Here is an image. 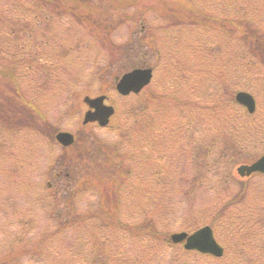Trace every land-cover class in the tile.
Here are the masks:
<instances>
[{"label": "rangeland", "instance_id": "obj_1", "mask_svg": "<svg viewBox=\"0 0 264 264\" xmlns=\"http://www.w3.org/2000/svg\"><path fill=\"white\" fill-rule=\"evenodd\" d=\"M92 1L100 4L98 0ZM57 3L60 7L72 8L79 15L78 21L73 18L78 23H72L70 14H64L57 33L48 38L52 46L45 51L61 52L76 62L65 66L52 57L54 70L46 82L49 87L46 96H42L45 89L29 85L24 79L19 82L23 81L22 87L30 99L40 102L49 127L55 132L69 131L79 137L78 141H84L81 143L83 163L60 160L65 153L74 160L80 153L77 148L64 151L53 144L50 132L39 136L24 132L13 136L9 143L5 137L10 133L0 135V264H176L170 248L157 245L158 239L156 244L154 238L145 237L138 228L153 226L157 232H178L182 226L203 222L213 209L224 211L225 198L236 196L238 186L233 182L227 195L221 192L224 176L231 166L215 161L217 150L213 146L201 148L208 131L194 132L189 127L198 108L215 102L224 104L221 95L226 98L232 92L234 98L238 90L250 91L255 95L257 109L264 108L262 83L246 80L238 74L234 81H227L229 70L248 59L256 60L257 72L264 71V57H259L253 39L246 35V31L264 33V0H233L231 11L237 13L230 14L239 26L230 25L235 35L229 43L222 38L224 25L218 21L213 20L211 26H194L196 18L205 20L204 12L215 16L223 14L222 4L219 6L214 0H113L111 5L117 9H106L109 13L105 15L100 5L84 8L86 4L74 0L68 3L57 0ZM0 7L11 9V4L2 1ZM85 9L91 13L87 17L82 15ZM61 10V14L66 13L65 9ZM256 16L258 20H254ZM160 25H166L163 32L158 29ZM104 33L122 45L126 55L124 62L109 66L102 40ZM205 44L211 46L208 52L203 47ZM243 51L247 56H243ZM138 60L152 66L154 76L150 87L164 94V101H160L163 128H159L158 120L150 123L149 135L154 136L146 140L155 145L153 151L135 152L123 146L119 153L122 163L108 168L111 163L106 164L107 159L97 151L99 145L113 147L114 142L121 139L119 131H115L118 123L122 127L133 123L130 117H121L122 111L131 112L132 108L145 104L143 96H121L113 86L114 77L122 73H119L122 66L125 70L128 64ZM100 94L107 96L106 103L118 114L116 111L108 127L98 128L94 123L82 126L87 109L83 97ZM175 97L179 99L173 100ZM95 151L97 158L91 157L92 162L88 164L86 155ZM113 151L106 150L108 159ZM260 151H264V144L247 149L242 153L241 163L253 161ZM233 163L235 169L237 162ZM120 172L126 177L120 176ZM151 174L154 180L148 181ZM247 180L257 189L248 194L242 214L256 224L254 242L261 243L264 242V178L255 175L243 181ZM130 182L143 189L148 187L151 202L132 201L126 192ZM257 190L262 192L263 198L251 204L250 199L255 198L253 194ZM97 192L105 197L106 206H111L110 200L119 202L120 220L122 223L130 220L133 234L110 228L114 225L111 222L103 224L106 215L97 208ZM85 214L88 217L82 220ZM98 214L103 215L100 221L93 217ZM187 218H191L190 224L183 222ZM55 230L54 235H49ZM103 234L109 236L105 242ZM20 238L33 242L43 240L42 247H47L27 255L22 253L27 249L19 248ZM229 242H232L230 237ZM259 247L261 252L256 248L253 258L248 256L252 253L237 257L229 246V252L225 248L226 255L220 261L200 257L187 264H254L259 256H263L264 261V244Z\"/></svg>", "mask_w": 264, "mask_h": 264}, {"label": "trees", "instance_id": "obj_2", "mask_svg": "<svg viewBox=\"0 0 264 264\" xmlns=\"http://www.w3.org/2000/svg\"><path fill=\"white\" fill-rule=\"evenodd\" d=\"M2 1L10 2L11 9L0 7V135L5 136L6 134L10 133L8 137H5V141L9 143L10 140H13V136L17 134H23L24 132L27 134L32 133L37 136H39L41 133L47 135L48 132H50L52 133L50 138L53 140L55 130L51 128L52 126H48V120L40 109V102L35 99H30L28 97L29 95L24 92L25 90L22 87L23 81H19L24 79L29 83V85L39 86L40 88L45 89L42 96H46L47 88H49L46 82H49L52 76L51 72L54 70V60L52 57L56 58L57 60H61L62 64L65 66L69 63H71V65L75 64L76 62L72 58L66 57L61 52H51V54L47 53L45 48L52 46V42L48 38H50L51 34L57 33V25L59 21H61L60 19L63 18L64 14H70L69 18L71 19L72 23H78L77 21L79 15H77L72 8L70 9V7H65L64 5L60 7L57 3V0H0V2ZM64 1L65 3H68L71 0ZM74 1H79L78 4H86L84 8L100 5L104 10V15L110 9H117L113 8L111 5L113 0H98L97 2L100 3L98 5L94 4L92 0ZM214 1H216L219 6L222 4L221 8L223 14L221 16H215L210 12H204L202 14H204L205 20L196 18L194 26L196 24H206L211 26L213 25V20L218 21L224 25V29L221 32L223 35L222 38H226L227 43H229L232 39L234 40L233 36L235 35L234 32L230 31L233 30V28H230V25L236 24L239 26L238 22L233 20L230 14L232 12L235 14L237 13L234 10L231 11V6L234 5L233 0ZM227 2H229V5H225ZM78 4L75 5V10H77ZM61 8L63 10L65 9L66 13L61 14ZM106 9H108V11ZM89 14L91 13L86 9L82 13L84 17H87ZM244 15L245 12L242 11L241 17L244 18ZM74 17L77 19L76 22L75 19H73ZM55 20L58 21L56 22ZM254 20H258L257 16L254 18ZM165 26L160 25L158 26V29L163 32ZM86 33H88V30ZM246 35L248 38L253 39L252 42L254 43V49L260 53L259 57H264V33H252L246 31ZM109 38L110 37L107 34H103L102 40L104 43V50L107 52V57L109 59V66L113 63L115 64L118 62H124L126 58L124 48L121 44L115 43ZM245 40L247 41L246 38ZM203 47H206V52H208L209 47L211 46H207L205 44ZM242 53L243 56H247L248 54L246 52L244 53V51ZM66 55L69 56L70 53H66ZM139 61L140 63L142 62V60ZM244 61H246L245 57ZM123 69L124 68L122 66L119 69V73L128 70L126 67L125 70ZM257 70L259 69L257 67L256 60L248 59L246 62L235 65L233 70H229L230 77L228 75L227 81H229V83L230 81H234L238 74L240 77L246 80H256L255 83L260 85L262 83L264 85V71L261 70L260 72H257ZM102 87L105 86L102 84ZM147 89L148 92L144 90L138 95H135L137 97L143 96L145 104H143L141 107L138 106V108H132L130 111L132 113L134 112V114H130L131 112L127 110L122 111L121 117L123 119L125 117H130L131 120H133V123L127 127H122L118 123V126L115 127V131H119L121 139L116 140L113 144V147L102 143L99 145V149H97V151L102 152V156L107 159L104 160L106 161V164L107 161L111 163L106 167H116L117 164L122 163V157L119 153L121 150H123V146H126L129 150L135 152H139L142 149H150L151 151L154 150L155 145L153 143H147V140L154 136L153 134L149 135L151 131L150 123L158 120V122H160L159 128H163L161 125L163 121L161 122V120H163L162 115L164 113L163 106L160 101H164L165 97L163 93L153 91L150 86L147 87ZM221 97L222 102L225 100L224 104L215 102V104H207L206 107L198 108L195 113V118L191 120L193 121L190 123L192 125L189 128L194 132L198 130H204L206 132L207 130V140L203 144H200L202 150L206 149L209 145L213 146V148L217 150L215 161H218L220 165H222L221 163H224L225 167L227 165L231 166L230 172H226V175L224 176V188L221 192L227 195L232 187L231 182L238 186V189L236 190L238 192L236 196H231L227 199L225 198L224 211L223 209L220 211L213 209L211 210V215H208V217L204 219L203 222L194 225L182 226L181 230L190 232L202 225L208 224L214 229L216 236L225 246L227 253L229 252V246H231V250L237 257L243 258V256H246L248 253H252L253 255L249 254L248 256L253 258L254 255H256V248L259 252H261L259 246L263 245L264 242H254L255 236H257L255 230L256 224L254 221L244 216L242 212L245 201L248 198V194L257 188L250 186L248 184L249 180L243 181V179H240L232 166L234 165L233 162H237L235 163L236 165L241 163V159L243 157L242 153H246L247 149L260 147L264 144V108L261 109L260 107V110L257 109L254 114H249L243 107L234 101L232 92L226 98L224 95H221ZM175 99L179 98L175 97L173 100ZM177 101L182 103L180 100ZM149 103L155 106L153 108L147 106ZM123 113L126 114L123 115ZM155 137H157L156 134ZM78 139L79 137L76 135L75 143L70 147L62 148V150L67 151L72 147L77 148L79 151L78 153H80L79 157L75 158V160L70 159V157L66 156L67 153H65L60 156V158H62L60 160H69L71 162H76V164L79 165L83 163L81 153L83 151L81 149V143L83 140L81 139L80 142ZM189 142L192 143V140ZM52 143L54 144L55 140H53ZM117 148L118 150H116ZM106 150H114V153L110 155L109 159V154L106 152ZM89 152L88 155H86L88 157V164L92 162L90 159L91 157H94L95 159L97 158L98 153L96 151L94 153ZM144 155L146 158L148 152H146ZM63 162L67 165L65 161ZM205 164L207 166L209 163L206 162ZM72 168L73 167H71V169ZM120 176H124V178L126 177L125 175L121 174V172ZM154 177L155 176H152L151 174L148 177V181L154 180ZM261 178H264V176ZM126 187V192L129 198L132 201L134 200L135 203L141 204L143 202H151L152 198L150 197L148 187L143 189L141 186L132 184L131 182L127 183ZM119 189H121L120 191H124L123 188ZM262 190L264 191V188ZM257 193H261V195H258ZM97 194L99 195V205L97 208H100V212L102 214L105 213L104 215H106L104 216L105 218L103 220V224L106 225L108 221L111 222L110 224H114L110 228H115L114 230L126 231L130 234H133V225L129 224L130 220L129 223H122L120 220V213L118 210L119 202L110 200L111 206L107 205V207L105 204V197L101 196V192H97ZM253 195L255 198L250 199L251 204L260 202L263 198V194L260 190H257ZM124 200L126 201V196L124 197ZM104 206H106L107 209L104 210ZM90 215L93 214L90 212ZM102 216L103 215L98 214L96 216L94 215L93 217L94 219L97 218L100 221ZM86 217H88V214H85L81 219L85 220ZM242 217L245 218V221L243 222ZM72 222L75 223L76 221ZM183 222L190 224L192 221L191 218H187L186 221L183 219ZM56 227V229L59 231L61 230L59 228L60 225H57ZM153 228V226H150L149 228L148 226L142 227L140 225V228L138 229L143 232L142 235L145 237L147 236L154 238L156 244V239H158L159 243L157 245L170 248V250L173 251L172 256L174 253L173 260L176 262V264H187L189 261L200 257H210L212 262L220 261L226 255L225 254L222 258H214L212 256L203 255L195 251L185 250L180 245H175L168 242L170 231L157 232ZM257 228L259 230L261 229L258 226ZM56 231L57 230H55L54 233L51 232L49 235H54ZM102 236L103 242L109 238V236L105 234ZM229 237L231 238L232 242H229ZM44 244L45 242L43 240L38 242H33L31 239L23 241L22 238L19 240V248L21 250L27 249L26 251L22 252L27 255H31L36 249H45L47 246L42 247ZM28 246H31L32 248L29 249ZM178 247H180V249H178ZM262 258L263 256L255 258L254 264H264Z\"/></svg>", "mask_w": 264, "mask_h": 264}, {"label": "water", "instance_id": "obj_3", "mask_svg": "<svg viewBox=\"0 0 264 264\" xmlns=\"http://www.w3.org/2000/svg\"><path fill=\"white\" fill-rule=\"evenodd\" d=\"M151 76L150 68H134L115 78L116 90L122 95H127L130 92L138 93L150 82ZM105 100V95L83 98L84 103L89 107L84 114L83 124L96 121L100 126H105L109 122L114 108L111 105H106ZM235 100L245 106L249 112L255 110V100L250 93L238 91L235 94ZM55 138L64 146L70 145L74 141L73 135L66 131L56 133ZM255 171L264 173V154L252 164H242L237 167L240 176L250 175ZM170 239L175 243L184 241L186 249L208 253L215 257H220L223 254V248L214 238L213 231L209 226H203L190 234L186 232L173 233Z\"/></svg>", "mask_w": 264, "mask_h": 264}]
</instances>
